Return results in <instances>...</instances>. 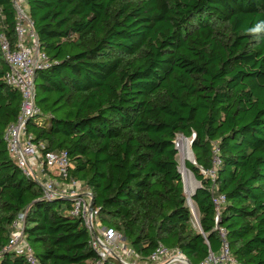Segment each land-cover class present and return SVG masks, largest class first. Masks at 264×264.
<instances>
[{"label": "trees", "instance_id": "1", "mask_svg": "<svg viewBox=\"0 0 264 264\" xmlns=\"http://www.w3.org/2000/svg\"><path fill=\"white\" fill-rule=\"evenodd\" d=\"M23 9L46 57L25 135L41 153L67 152L70 178L92 193L95 231L114 229L138 264L158 245L201 264L221 248L214 186L232 257L264 264V0H25ZM17 23L12 0H0V37L12 48ZM7 70L0 51V264H31L4 250L20 214L39 264H124L99 256L72 198H46L9 154L21 96ZM178 135L192 139L199 230ZM216 159L212 179L203 171Z\"/></svg>", "mask_w": 264, "mask_h": 264}, {"label": "built area", "instance_id": "2", "mask_svg": "<svg viewBox=\"0 0 264 264\" xmlns=\"http://www.w3.org/2000/svg\"><path fill=\"white\" fill-rule=\"evenodd\" d=\"M17 18V47H10L9 43L0 37V51L7 65L4 76L5 82L16 88L21 96L20 113L14 124H11L4 135L9 154L16 160L18 167L26 177L34 178L41 186L44 196L69 197L73 199V208L70 214L80 216L92 235V245L98 251L99 256L114 257L124 264H131L122 257L130 260L137 259L132 250L126 249L118 243L120 235L112 228H103L97 233L93 226L95 211L90 210L91 197L88 191L79 181L70 178L69 169L71 163L66 151L41 153L44 146L33 144L31 137H26L25 126L27 120L40 113V108L35 103V74L46 62L45 55L40 52L38 39L33 30L32 23L27 18L23 5L25 0H12ZM25 23V24H24ZM25 26L26 28H23ZM30 30V31H29ZM33 31V34L30 32ZM30 40H26L25 35ZM29 42V47L26 43ZM219 164L216 159L212 171L204 175L215 178V167ZM45 178V179H43ZM212 204L216 213V230L221 240V248L218 256L210 255L201 264H241L232 257L229 244L226 240V229L219 226L221 206L225 203V196L217 194L214 186L210 189ZM24 215H18L13 223V232L10 235L5 251H13L25 255L31 264H39L31 249L26 244L23 236ZM93 233H96L97 238ZM149 264H187L186 258L178 250L167 249L158 245L148 258Z\"/></svg>", "mask_w": 264, "mask_h": 264}, {"label": "rangeland", "instance_id": "3", "mask_svg": "<svg viewBox=\"0 0 264 264\" xmlns=\"http://www.w3.org/2000/svg\"><path fill=\"white\" fill-rule=\"evenodd\" d=\"M23 28H26V27L23 26ZM30 33L33 34V31H31ZM25 38H26V40H30V38H29V36H27V34L25 35ZM175 145H176V149L178 152L177 160L179 163V171H180V174L182 177L184 193L186 196L187 205H188L190 212L192 214V219L190 222L191 227L193 230H199V221H198L197 209L193 205V202L191 200L192 193L198 187L199 183L194 179L193 175L186 168V162L195 163L194 162V156H193L192 150H191L192 139L191 138L188 139V138L183 137L182 135H178L176 137ZM181 151L185 152L186 154H188V152L190 153V156H188V159H186L184 161L181 159ZM95 223H96V220H95ZM98 223H99V220H98ZM95 226H96L97 233H99L103 230V227L99 226V224L97 225V223H96ZM121 239L122 238L120 237V239L118 240V243H120L121 246H124L125 244L122 243ZM33 250L35 252H38V249L35 247H33ZM122 258L131 264H138L137 262L135 263L133 260H130L126 256H123Z\"/></svg>", "mask_w": 264, "mask_h": 264}, {"label": "water", "instance_id": "4", "mask_svg": "<svg viewBox=\"0 0 264 264\" xmlns=\"http://www.w3.org/2000/svg\"><path fill=\"white\" fill-rule=\"evenodd\" d=\"M89 194H90V197H91L90 210L92 211L93 210L92 193H89ZM192 195H193V193H192ZM93 235H94L95 238H97L96 233H93ZM186 261H187V264H191L187 259H186Z\"/></svg>", "mask_w": 264, "mask_h": 264}, {"label": "bare ground", "instance_id": "5", "mask_svg": "<svg viewBox=\"0 0 264 264\" xmlns=\"http://www.w3.org/2000/svg\"><path fill=\"white\" fill-rule=\"evenodd\" d=\"M186 151V150H185ZM188 156H190V153L188 152V154H186L185 152L181 151V159L184 161L186 159H188Z\"/></svg>", "mask_w": 264, "mask_h": 264}, {"label": "crops", "instance_id": "6", "mask_svg": "<svg viewBox=\"0 0 264 264\" xmlns=\"http://www.w3.org/2000/svg\"><path fill=\"white\" fill-rule=\"evenodd\" d=\"M29 45H30L29 42H27V43H26V46L29 47ZM43 179H45V178H43Z\"/></svg>", "mask_w": 264, "mask_h": 264}]
</instances>
